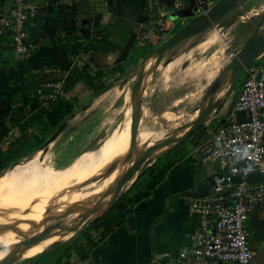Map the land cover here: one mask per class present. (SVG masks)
<instances>
[{
	"label": "crops",
	"instance_id": "crops-1",
	"mask_svg": "<svg viewBox=\"0 0 264 264\" xmlns=\"http://www.w3.org/2000/svg\"><path fill=\"white\" fill-rule=\"evenodd\" d=\"M215 1L202 0V5H198L194 0L190 3L185 0V5L176 9L170 0H162L160 7L170 23L169 33ZM33 2L37 11L30 20L29 31L37 47L28 57H16L10 37L0 32V113L18 106L19 99L27 100L28 113L42 105L47 107L35 89L42 87L49 93L52 87L46 86L65 82L75 66L72 56L77 54L80 62L76 67L78 70L83 67L86 73H77L76 83L63 88V96L73 103L74 110L76 104H84L96 96L93 92L101 84L133 72L138 61L163 40L147 23L145 0ZM10 5V0H0L3 15H8ZM219 36L215 33L199 45L213 43ZM46 67L57 71L47 73ZM241 87L206 121L201 131L171 149L172 152L168 151L171 154L165 152L143 164L105 212L90 217L73 230L71 240L63 246L47 247L31 264H76L77 258L84 254L91 255L92 264H173L179 251L190 243V235L197 226L194 210L203 203L210 178L217 172L215 166L200 161L195 149L226 118ZM114 91L102 94L105 95L102 102H111ZM169 115L172 114L166 116ZM236 117L239 121L246 119L243 113ZM18 134L10 118L4 123L0 121V147ZM146 138L141 133L139 139ZM156 160L162 176L151 187V178L145 171ZM166 161L170 165L165 170L161 165ZM249 180L263 181L264 172L250 173ZM247 231L251 264H264V207L250 214ZM60 240L61 237L53 239Z\"/></svg>",
	"mask_w": 264,
	"mask_h": 264
},
{
	"label": "rangeland",
	"instance_id": "rangeland-1",
	"mask_svg": "<svg viewBox=\"0 0 264 264\" xmlns=\"http://www.w3.org/2000/svg\"><path fill=\"white\" fill-rule=\"evenodd\" d=\"M263 4L264 0H247L241 5V19L237 17L229 26H211L179 42L170 50L164 59L168 62L164 64L163 60L153 79L146 81L142 93L138 138L143 133L148 137L145 140L154 142L193 118L190 110L205 95L213 81H209V77L213 74L215 77L229 62L234 51L244 43L249 27V18L244 17L246 12L257 13ZM204 7L207 9L208 6ZM235 12L238 9L225 15L224 20L230 19ZM215 33L221 34L215 42L199 45ZM134 76L133 71L122 79L101 84L93 92L96 96L89 102L76 104L70 116L65 117L36 149L18 155L0 170V204L5 207L15 205L0 215V222L32 216L36 211L45 213L58 211L67 205L101 202L109 196L103 195L102 190L106 188L113 169L106 171L108 177L99 174L97 169L107 155L113 158L125 146L124 139L131 121L130 93ZM239 82L242 84V76ZM110 90H118L119 94L111 102L103 103L101 98L105 95L102 94ZM177 109L180 112L175 114ZM168 113L172 115L167 117ZM39 129L40 126H37L33 131L39 132ZM55 182H58L56 193L60 196L57 202L30 208L12 205L20 199L30 200L40 192L42 186ZM75 211L70 210L67 214L64 211L52 216L46 227H55L41 241L25 252L9 257L4 264H31L32 260L53 244L61 247L69 242L73 234L72 231L66 232L65 228L79 219V215H69ZM37 232L39 227L29 235L15 230L3 236L0 238V255ZM57 237H61V240L54 242L53 239Z\"/></svg>",
	"mask_w": 264,
	"mask_h": 264
},
{
	"label": "built area",
	"instance_id": "built-area-1",
	"mask_svg": "<svg viewBox=\"0 0 264 264\" xmlns=\"http://www.w3.org/2000/svg\"><path fill=\"white\" fill-rule=\"evenodd\" d=\"M162 0H145L147 23L165 39L170 23L161 11ZM181 8L185 0H170ZM189 3L192 0H187ZM202 5V0H194ZM8 15L0 10V32L7 34L16 57L26 58L37 47L30 36V20L36 15L33 0H10ZM80 56H72L73 65ZM47 73L56 68L46 67ZM64 83V82H63ZM63 83L51 84L52 91L35 89L44 104L63 96ZM246 119L239 121L237 114ZM203 164L217 168L203 203L195 208L197 226L173 264H251L247 221L257 208L264 207V180L252 182L249 174L264 172V52L243 73L242 87L226 116L195 149ZM76 264H92L90 254L79 256Z\"/></svg>",
	"mask_w": 264,
	"mask_h": 264
},
{
	"label": "water",
	"instance_id": "water-1",
	"mask_svg": "<svg viewBox=\"0 0 264 264\" xmlns=\"http://www.w3.org/2000/svg\"><path fill=\"white\" fill-rule=\"evenodd\" d=\"M245 1L247 0H216L206 10L190 17L138 61L134 69L135 78L130 93L131 124L129 139L119 164L110 167L111 169H120L119 177L111 182L108 188L102 190L103 195H109L105 200L91 206L71 207L65 211L64 214H67L70 210H77V212L81 213L79 219L75 223L69 228H65L66 232L73 231L83 226L90 217L105 212L114 202L118 194H120L122 188L137 173L143 164L149 163L151 158L170 151L190 138L205 125L206 121L213 116L232 95L245 68L264 52V9L248 19L249 27L243 45L234 51L229 62L216 74L200 102L190 110L193 118L173 128L164 138L154 142L141 140L137 136L142 93L145 89L146 81L153 79L156 69L168 55L170 50L179 42L211 26L217 24L221 26L231 25L239 16V12H243L241 5ZM235 9H238V12H235L230 19L224 20L225 15ZM167 62L168 60H164V64ZM54 227L55 226L45 227L32 235L25 242L13 246L11 250L5 252L3 258L11 254L25 252L33 246L35 242L42 240L49 230Z\"/></svg>",
	"mask_w": 264,
	"mask_h": 264
},
{
	"label": "trees",
	"instance_id": "trees-1",
	"mask_svg": "<svg viewBox=\"0 0 264 264\" xmlns=\"http://www.w3.org/2000/svg\"><path fill=\"white\" fill-rule=\"evenodd\" d=\"M76 66L78 65L73 66L71 72L65 79V82L63 83L64 89L76 83L77 79L75 76L77 73H86L83 67L78 70ZM239 81L235 87L236 92L234 91V93H237L242 85ZM89 83L90 82H88V84ZM28 95L29 92L27 93V97ZM19 103L20 104L12 110L5 109L0 113L1 123H4L10 118L13 126L17 127L20 133L18 137L11 140L5 147H0V170L6 167L10 162L14 161L18 155L36 149L42 143L44 138L52 133L54 128H56L62 120L73 111V103L64 96H57L55 99L48 102L47 107L45 105L39 106L30 113L26 111L27 100L23 101L22 99H19ZM37 126H40L39 132H34L33 129ZM201 129L202 128L198 131H201ZM170 152L167 153L171 154ZM170 161H172V159ZM170 161H166L164 165L161 166L165 167L166 170L170 165ZM159 170L158 162L156 160L155 164L145 171V173L149 174L151 178V187H153L155 182L162 176V172Z\"/></svg>",
	"mask_w": 264,
	"mask_h": 264
},
{
	"label": "bare ground",
	"instance_id": "bare-ground-1",
	"mask_svg": "<svg viewBox=\"0 0 264 264\" xmlns=\"http://www.w3.org/2000/svg\"><path fill=\"white\" fill-rule=\"evenodd\" d=\"M263 9H264V4L261 6L260 10L257 11V13ZM254 14H256V13L246 12L244 17L250 18ZM241 17H243V16H238V18H240V19H241ZM118 94H119L118 90L117 91L115 90L113 93V97H116ZM184 116H186V113L184 114ZM130 123H131V121L129 122L128 134H127V138L125 141L126 143H125V146H124V149H123L121 155H120V151L117 152V155L114 156L113 158H111V157L108 158L109 156L107 155L105 161H103L100 164L99 169H97L99 174H106V171H108V169H110L111 165H114L115 163H116V165L119 164L121 156L126 149L127 142L129 139ZM119 174H120V169L117 168V169H113L110 175L106 174L104 176V177H108V175H109L106 188H108V186L111 182H113L116 178L119 177ZM57 186H58V182L52 183V184L47 185V186L44 185L41 187L40 192L37 195L33 196L30 200H21L20 199L21 201L18 200V201H16V203H13L12 205L18 204L20 206L27 207V208H30L34 205H38V206L51 205L54 202H57L60 198L59 194L56 193L57 192L56 191ZM99 202L100 201H90V202H83L80 204L67 205L58 211H47L45 213H36V212H38V211H36L32 216H27V217H24L22 219H13V220L0 222V238H2L3 236H5V235H7V234H9L15 230H17L19 233H22L24 235H29V234L35 232L38 229V227H39V231L42 230L43 228H45L49 219L52 216L57 215V213L64 212L71 207L91 206V205L99 203ZM14 206L5 207V206H3V204H0V215L6 213L8 210H11ZM80 214H81L80 212L75 211L74 213L69 214V215H80ZM30 237H28V238H30ZM28 238L19 242L18 244L25 242ZM37 242H39V241H37ZM37 242H35L34 244H36ZM18 244H16V245H18ZM12 248H13V246L10 249H8L6 252L11 250ZM4 254H5V252L0 255V264H4L8 260L9 257H14L15 255H17V254H11V255L3 258ZM1 258H3V259H1Z\"/></svg>",
	"mask_w": 264,
	"mask_h": 264
}]
</instances>
